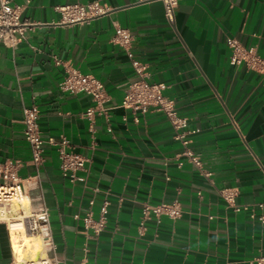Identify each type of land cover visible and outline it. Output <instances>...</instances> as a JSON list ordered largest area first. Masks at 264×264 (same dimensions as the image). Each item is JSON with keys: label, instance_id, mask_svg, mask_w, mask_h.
Segmentation results:
<instances>
[{"label": "crops", "instance_id": "crops-1", "mask_svg": "<svg viewBox=\"0 0 264 264\" xmlns=\"http://www.w3.org/2000/svg\"><path fill=\"white\" fill-rule=\"evenodd\" d=\"M12 2L27 27L15 48H0V176L9 165L20 179L36 174L23 135L27 107L38 110L42 140L63 135L74 153L90 159L88 173H77L85 181L72 184L60 173L56 150L45 146L38 179L27 186L30 215L40 203L47 211L59 264H255L264 258V207H258L264 204V77L231 66L226 45L236 39L264 59V0H179L172 26L161 0ZM89 4L103 13L79 23H62L56 9ZM116 27L130 31L132 58L113 42ZM54 56L103 84L109 101L95 117L94 139L79 117L94 103L60 90L64 70ZM132 60L147 67L149 82L165 86L177 115L188 120L183 140L184 131L164 114L121 106L136 76ZM185 149L209 177L183 156ZM37 185L40 192L32 188ZM224 189L235 193L230 205L220 196ZM173 200L182 208L179 220L148 221L140 231L144 203ZM104 201L106 225L94 236L82 219L89 213L97 219ZM7 230L0 221V264L14 262Z\"/></svg>", "mask_w": 264, "mask_h": 264}, {"label": "built area", "instance_id": "built-area-1", "mask_svg": "<svg viewBox=\"0 0 264 264\" xmlns=\"http://www.w3.org/2000/svg\"><path fill=\"white\" fill-rule=\"evenodd\" d=\"M164 5V18L167 24H174L175 10L179 0H161ZM61 14L62 23H79L87 20L89 17L101 15L103 10L97 4L73 5L56 8ZM20 7L13 4L12 0H0V48H15L17 43L24 38L27 25L20 21ZM113 42L125 51V54L132 58L131 46L133 37L128 29L122 27L115 28ZM226 45L229 49L228 63L231 66H243L246 70L254 72L264 77V59H262L254 48L242 46L236 39H226ZM53 62L61 66L64 70V77L60 83V90L67 94H85L91 97L94 107L87 108L79 117L87 121L88 131L94 139L95 135V117L102 116L105 113L103 105L109 101L103 84L91 75L82 74L78 69L73 68L67 63H62L55 56ZM135 72V78L127 85L125 95L121 106L132 112L148 114L150 112H159L165 115L173 129L184 131L187 128L188 120L177 115L173 101L167 98L163 92V84L151 83L148 81L147 67L135 60L131 61ZM23 135L29 145L31 153V163L35 169V176L20 179L15 174V165H9L1 172L0 176V221L7 223V217L10 214V208L13 202L20 197H27V186L33 185L32 181L38 179V174L43 166V152L45 146L54 148L58 155L59 170L63 178L70 183L84 182L85 178L77 176V173H88L90 159H87L72 151V145L67 137L61 135L57 140H42L38 124V110L35 107L23 108ZM198 130L188 131L187 134H196ZM185 131L178 138L183 140ZM184 146L187 142L183 141ZM183 156L195 166L201 174L209 177V173L202 167L201 161L190 150L185 149ZM39 191V187H32ZM31 188V189H32ZM39 194V193H38ZM220 196L227 204H231L235 196L231 190H221ZM41 201V196L37 195ZM123 198H118L122 202ZM109 202L104 201L100 207L98 218L94 219L92 214H87L83 219L85 229L91 230L94 236H98L105 228L107 221ZM259 208L264 207L260 204ZM239 211V208H235ZM248 211L249 208H242ZM182 208L177 200L172 202H163L156 205L144 203L141 209L139 222L140 231H144L143 224L153 221L157 226L161 224L162 219H168L176 222L182 216ZM251 218L254 215L250 214ZM259 221L264 223V216L259 217ZM26 227L32 234L39 236L42 240L44 258H38L37 261H25L24 264H59L58 259L53 255L54 245L52 243L51 232L48 226L47 211L42 204L38 206L36 212L32 213L26 219ZM13 264H16L15 261ZM255 264H264V258L255 260Z\"/></svg>", "mask_w": 264, "mask_h": 264}, {"label": "bare ground", "instance_id": "bare-ground-1", "mask_svg": "<svg viewBox=\"0 0 264 264\" xmlns=\"http://www.w3.org/2000/svg\"><path fill=\"white\" fill-rule=\"evenodd\" d=\"M30 201L27 197H20L13 202L10 214L7 217L8 235L11 242L13 258L16 264H24L25 261H37L44 258L42 240L32 234L26 227V218L30 216ZM24 249L31 252L28 259H24Z\"/></svg>", "mask_w": 264, "mask_h": 264}, {"label": "rangeland", "instance_id": "rangeland-1", "mask_svg": "<svg viewBox=\"0 0 264 264\" xmlns=\"http://www.w3.org/2000/svg\"><path fill=\"white\" fill-rule=\"evenodd\" d=\"M27 219V218H26ZM24 259H28L30 256H31V252H29V251H26L25 249H24Z\"/></svg>", "mask_w": 264, "mask_h": 264}]
</instances>
